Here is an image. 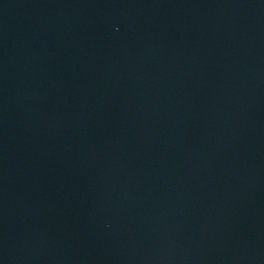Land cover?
<instances>
[{"label":"water","instance_id":"obj_1","mask_svg":"<svg viewBox=\"0 0 264 264\" xmlns=\"http://www.w3.org/2000/svg\"><path fill=\"white\" fill-rule=\"evenodd\" d=\"M0 264H264V0H0Z\"/></svg>","mask_w":264,"mask_h":264}]
</instances>
